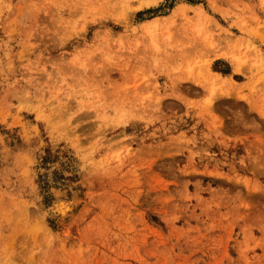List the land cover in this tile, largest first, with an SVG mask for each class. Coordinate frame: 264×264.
<instances>
[{"label":"rangeland","instance_id":"rangeland-1","mask_svg":"<svg viewBox=\"0 0 264 264\" xmlns=\"http://www.w3.org/2000/svg\"><path fill=\"white\" fill-rule=\"evenodd\" d=\"M0 264H264V0H0Z\"/></svg>","mask_w":264,"mask_h":264},{"label":"bare ground","instance_id":"bare-ground-1","mask_svg":"<svg viewBox=\"0 0 264 264\" xmlns=\"http://www.w3.org/2000/svg\"><path fill=\"white\" fill-rule=\"evenodd\" d=\"M211 19V18H210ZM211 21V20H210ZM212 22V21H211ZM210 22V23H211ZM210 23H208V26H209V24ZM156 24H157V22L156 21H149L148 23H145V26H146V28L148 29V31L149 30H151V31H153V29L156 27ZM212 24V23H211ZM213 25V24H212ZM207 26V27H208ZM243 26H245V25H243ZM152 27H154L153 29H151ZM211 27V26H210ZM241 28H243L244 29V27H241ZM147 29H145V31L147 30ZM210 29V28H209ZM215 30V29H214ZM151 31L149 32L150 33V35H151ZM155 31V30H154ZM210 33H211V31H209ZM215 32V31H214ZM153 33V32H152ZM208 34V33H207ZM206 34V36H207V40H208V36L209 35H207ZM225 34H227V33H225ZM228 35H229V33H228ZM225 36V35H224ZM224 36H223V38H224ZM231 36V35H230ZM234 36V35H233ZM226 37V36H225ZM229 38V37H228ZM228 38L226 39V40H228ZM231 38V37H230ZM235 38V37H234ZM239 39V38H238ZM237 39V40H238ZM206 40V41H207ZM232 39H230V41H231ZM236 40V39H235ZM209 41V40H208ZM232 41H234V40H232ZM239 41V40H238ZM236 43V42H235ZM210 44H211V42H210ZM233 45V44H232ZM237 45H238V42H237ZM236 45V46H237ZM211 46V45H210ZM232 47H234V45L232 46ZM256 47V46H255ZM256 49V48H255ZM258 51H259V49H258ZM260 52V51H259ZM261 54V53H260ZM235 55V54H234ZM236 56V55H235ZM238 56V55H237ZM262 56V55H261ZM233 58V57H232ZM261 58V57H260ZM233 63L235 64L234 65V68H235V71H241V68H242V65L243 64H241V61L239 60V59H234V61H233ZM206 68H207V66H206ZM243 69V68H242ZM206 72H207V70H206ZM209 73H210V71H209ZM214 73V77H215V75H216V77L217 76H219L220 74H216V72H213ZM213 77V76H212ZM215 79V78H214ZM222 79V81L223 80H225L226 79V77H222L221 78ZM220 80V79H219ZM211 81V80H210ZM213 81L214 80H212V86H213ZM229 81V80H228ZM215 83L214 84H216V81H214ZM218 82V81H217ZM221 82V81H220ZM225 82V81H224ZM222 83V82H221ZM73 191V190H72ZM76 193V192H75ZM80 194V193H79ZM78 194V195H79ZM59 195V194H58ZM57 195V196H58ZM60 196V195H59ZM74 197V196H73ZM79 197V196H78ZM83 197V196H82ZM67 199V198H66ZM78 199V198H77ZM58 200V198L56 199V201ZM55 201V202H56ZM79 201V200H78ZM86 201V200H85ZM75 204H77V200L74 198L71 202H58V203H55V210H56V212L60 215V218L62 219V218H64L67 214H69V212H71L72 210H73V208H74V206H75ZM79 205V204H78ZM52 208V207H51ZM75 210V209H74ZM53 212V211H52ZM55 212V211H54ZM53 212V213H54ZM79 212V211H78ZM77 212V213H78ZM55 214V213H54ZM72 214V213H71ZM49 216V215H48ZM56 216H57V214H56ZM74 216V215H73ZM76 216V215H75ZM58 218V217H57ZM60 219V220H61ZM67 223V222H66ZM65 226V225H64Z\"/></svg>","mask_w":264,"mask_h":264},{"label":"crops","instance_id":"crops-1","mask_svg":"<svg viewBox=\"0 0 264 264\" xmlns=\"http://www.w3.org/2000/svg\"><path fill=\"white\" fill-rule=\"evenodd\" d=\"M205 13H204V10L202 9V16L204 15ZM220 52H222L223 54L221 55V54H219V55H217L215 58H227V59H231L232 57H233V51H230L229 49H223V50H220ZM237 55V54H236ZM231 57V58H230ZM239 59L238 58V56H235L233 59ZM231 60V62H232V65H235L234 63H233V61L234 60ZM234 70H235V68H234ZM217 74V73H216Z\"/></svg>","mask_w":264,"mask_h":264}]
</instances>
